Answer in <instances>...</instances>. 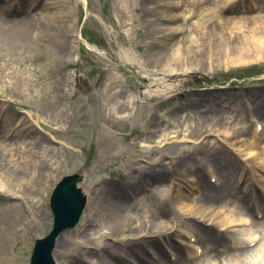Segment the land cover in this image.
I'll use <instances>...</instances> for the list:
<instances>
[{"label": "rangeland", "instance_id": "1", "mask_svg": "<svg viewBox=\"0 0 264 264\" xmlns=\"http://www.w3.org/2000/svg\"><path fill=\"white\" fill-rule=\"evenodd\" d=\"M5 1L0 0V8L11 4ZM46 1L35 0L32 9L28 10V15H24L23 19H29L30 23L33 22L30 16L34 15V19H38L39 14H46L44 9ZM122 1L71 0L74 2L72 4L75 8L74 17L62 15L59 18V21L73 25L71 29L63 30L62 38L68 40L70 49L65 57L56 55L55 43L41 41L29 35L21 36L23 39L18 46L5 47L7 55L0 54L2 73L0 119L9 117L11 122L17 121L18 126L22 122L33 124L34 133L30 135L28 141L35 140L54 149L49 157L51 159L49 163L52 164L50 168L52 180L47 179L50 184L49 191H44L41 195L33 192L34 190L29 196L22 194L24 201L17 199L10 203L0 200V238L5 241V247L0 249V264H29L35 241L50 234L53 228L50 198L54 188L63 178L74 174L84 177L78 186L87 196L80 222L87 216L90 217L89 210L94 199L103 197L101 195L103 186L106 195H109L113 188L115 192L120 193L119 201L125 205L124 215L127 217H140V214H134L132 209L134 205L145 203L139 201L150 194L148 193L150 189L157 196L170 198L171 182L179 183L189 200L188 203L194 204L197 196L205 190L202 187L190 190L187 184L181 181L182 179L174 175L155 182L152 171H159L161 168L153 167L150 171L152 175L148 173L145 178L141 177L144 182L151 180L150 183L144 184L145 189L140 188V184L132 188L130 180L131 176L136 174L134 171L139 169V166L133 163L135 152L140 154L142 145L140 140L145 139L146 136L151 137L150 132L154 131L156 135L168 133L169 136L174 137L169 141L174 142L173 151L176 153L183 149H193L196 142L187 135L192 131L197 133V129L202 130L204 119L198 111L203 108L202 104L210 106V99H216L218 104L226 108L217 106L215 108L221 111L209 113L211 122L219 121V128L213 129L214 131L219 129V133L213 131L214 134L206 139L211 144V148L222 149L228 157H232L233 163L239 166L238 172L234 175L240 179L237 181L235 176L230 178L224 172L216 170L209 173L201 170L203 175L194 172H181V174L186 179L191 175L192 180L199 184L201 181V185L207 184L213 187L226 185V191L229 192L227 199L210 209L213 213L218 212L220 218L242 217L257 222L263 218L262 216L253 218L256 207L253 203H264V104L260 107L255 104L257 99L264 100V57L259 58L254 55L255 61L245 65H231L229 59H224L225 63L222 60V65L219 61L213 64V68L205 67L202 71L173 81L170 90L166 92H153L149 95L147 93L152 91V86L149 87L152 78L151 68L154 58L159 54L152 56L151 52L158 50L161 53L162 46L169 48L182 39L185 49L190 45L191 38H195L198 45L207 49L208 43H213L204 40V32L208 30L210 35L216 32L218 37H221L224 31L219 25L209 23L208 14L217 15L220 11L214 9L207 13L206 9L221 6L225 0H210L211 4L202 5L196 12H192V9L186 5L188 0H162L165 4H176L177 8L164 12L173 15L174 18L171 22H161L160 27L178 26L179 31H182L166 38H161V34L157 35L153 31L155 26L149 21L151 18H143L139 1L136 3L130 0L127 9L123 8ZM263 1L254 0L252 3L250 0H245L244 6L224 14V17H234L237 21L241 17L264 15ZM22 16H13V18L19 19ZM263 30L264 24L261 23L252 28L238 23L226 33L228 37H237L240 41L246 40L253 46L257 44L259 36L264 34ZM153 42L157 43V46L151 50L149 46ZM136 45L140 46L139 49ZM212 49L215 51L214 48ZM124 50H128L134 56L133 64L122 57ZM5 66L8 70L4 74ZM7 74L10 78L6 77ZM82 83L91 89L90 93H83L80 90ZM121 90L124 92L123 97L113 98L114 93ZM127 98L132 100L128 110H119L115 107L117 102ZM245 99H250L251 102H246ZM124 114L128 116L124 122L116 121L117 117ZM51 126L58 128L53 130ZM8 127L9 125L6 128ZM240 127H246L247 131L244 135L227 138L229 135L226 134ZM6 128L3 129L0 125V133ZM15 134L11 137L16 142L22 140L20 133L16 136ZM183 137L185 140L180 143ZM253 137L256 141L253 152L255 155L250 157L246 154L249 153L247 144ZM7 144L8 142L2 144L0 140V150L7 148ZM148 144L151 148L147 151H150L157 146L156 139L151 137ZM115 153L121 154L123 159H115L113 156ZM206 155L186 156L187 163L195 167L196 162L201 159L206 160ZM141 156L140 166L149 163L143 153ZM168 162L161 160L163 165ZM210 162L206 163L212 165L213 162ZM246 184L251 186L252 189L249 190L254 195L248 200L251 205L244 202L245 199L243 200L241 194ZM43 206H46L45 211H42ZM237 206L243 209L240 211ZM205 207H209V204L205 203ZM249 208L252 210L249 211ZM262 208L255 212L264 214ZM148 209L154 211L152 207ZM98 219L99 222H94L90 226L91 233L106 231L103 218L98 215ZM160 221L162 220H156V222ZM80 222L72 230L61 235L65 236L66 233L71 238L78 239L76 233ZM234 225L233 230L250 229V226H244L242 223ZM195 227L204 244L230 243V234L228 236L226 233L227 228L215 225L217 229L213 232L218 233V230L222 236H215L209 240L203 235V230H209L210 226L198 223ZM256 228L259 227L257 225L251 227L252 232ZM131 236H133L131 233L123 235L125 238ZM231 236L236 240L242 239L238 234ZM183 241L188 242L187 239ZM107 242H111L110 239ZM174 242L175 238L161 236L139 242L134 246H137L142 253H161L160 251L168 253L169 250L178 249L174 246L176 244ZM172 243L176 249L171 248ZM126 251L135 254L131 247ZM147 258L151 260L149 256ZM261 258L258 261L264 264L262 262L264 257ZM54 260L56 264L68 263L67 259L59 256ZM73 264H88V262L73 260Z\"/></svg>", "mask_w": 264, "mask_h": 264}, {"label": "bare ground", "instance_id": "2", "mask_svg": "<svg viewBox=\"0 0 264 264\" xmlns=\"http://www.w3.org/2000/svg\"><path fill=\"white\" fill-rule=\"evenodd\" d=\"M134 1L136 3L138 1L140 2L143 18H151L149 21L154 23L155 26L153 31L157 35L161 34V38H166L170 35L182 32L179 31L180 28L178 26L167 28L160 27L163 21H173V15L165 14L164 12L177 8L176 4H165L162 0ZM250 1L252 3L254 2V0ZM122 2L123 8L127 9L130 5V0H123ZM244 2L245 0H225L221 6L209 7L206 9L207 13L214 9L220 11L217 15H214V13L208 14L210 17L209 23L211 25H219L221 30L224 31V33H221V37H218L216 32L212 35L209 34L208 30L204 32V40H209V42L213 43H208L207 49L198 45L195 38H191L190 45L185 49L183 48L182 39L172 44L169 48L162 46L163 52L161 53L158 50L151 52L152 56L157 53L159 54L154 58L155 61L151 68L152 78L149 87L152 86V91L147 94L150 95L153 92L156 93L160 91L166 92L170 90L173 81L188 77L197 71H202L205 67L213 68L214 63L220 61L221 64V61H224V59H229L231 65H245L255 61L256 57H254V55L263 58L264 34L259 36L257 44L255 43V45L251 46L246 40L240 41L237 37H228L226 33L228 29L235 28L238 23L249 25L251 28L257 27L259 23H261V25L264 24V15L241 17L238 18L237 21L234 17H224V14H229L244 6ZM5 3L11 4L0 8V54H6L5 47L18 46V43H21L23 39L21 36L25 35L33 36V38H38L41 41L45 40L55 43L57 56L65 57L69 54V42L68 40H63L62 34L63 30L71 29L73 25L61 22L59 18H61L60 16L62 15L74 17L75 8L72 5L74 2H71V0H47L44 5L46 14H39L38 19H34V15L30 16L29 18L33 19V22L30 23L28 21L29 19L26 20L27 18H23L25 17L24 15H28V10L32 9L35 0H6ZM206 3L211 4L210 0H188L186 5L192 9V12H196ZM262 4V8H264V1ZM164 9L167 11H164ZM19 15L23 16L19 19L13 18V16ZM156 25L159 27H156ZM156 46L157 43L153 42L150 44L149 49L153 50ZM136 47L139 49L140 46L136 45ZM174 48H176V50H174ZM212 48H214L215 51H213ZM151 54L149 55L151 56ZM122 57L131 64L135 62L134 56L128 50H124ZM220 64H218V66ZM7 70L8 68L5 66L4 74ZM1 75L2 73L0 72V76ZM9 76L8 74L6 75L7 78H10ZM81 86L80 90L83 93H90V88L83 84ZM123 90L114 93L113 98H122L124 95ZM149 100L152 99L149 98ZM245 101L251 102L250 99H245ZM210 104V106L202 104L201 106L203 108L198 111L202 114V119H204L202 130L196 128L197 133H193L192 131L187 135L188 138H193L196 142L193 149H183L176 153L173 151L174 142L169 141L174 137L169 136L168 133L156 135L153 131L150 132V136L156 139L157 146L147 151L151 148L148 144V140H151V137L146 136L145 139L140 140L142 144L140 146V154L135 152L134 155L133 163H136L139 169L134 171L136 173L134 174L135 176H131L130 182H132V188L138 187L139 185L137 184H140L139 187L141 188L145 186L144 184L150 183L151 180L147 182L141 180V177L145 178L148 173L152 175L153 172L152 178L155 182H158L159 179L165 180L169 178L170 175H174L176 178L182 179L181 181L187 184L186 186L190 190L200 187L205 190L197 196L193 202L194 204L190 205L188 203L189 200L179 183L171 182L170 184H172V186L169 190L170 198L157 196L153 193L152 189H150L148 190L150 194L139 201H145V203L134 205L132 209V211L135 212L134 214H140V217H127L124 215L126 210L125 205L119 201L120 193L115 192L113 188L111 193L106 195V189L103 186V190H101V195L103 197L94 199L93 205L89 210L90 217L87 216L86 219L80 222L79 229L76 233V235L79 236L77 237L78 239H73L69 235H66V233L65 236L61 235L55 244V251L53 252L54 259H56L57 256L65 258L68 261L67 264H73V260H78L79 262L85 261L88 262V264H262L258 259L264 257V214L257 211L255 212V210H259L262 207V209H264V203H253L256 205V207H254L253 218H255V216L256 218H259L258 216L263 217L259 222L242 217L220 218L217 214L218 212L213 213L210 209L227 199L229 192L226 191V185L222 187H213L207 184L201 185V181L200 184L194 182L191 175L186 179L185 176L181 174V172H194L203 175L201 170L207 173L216 170L218 172H224L230 178H234L235 176L237 181L240 179V177L238 178V176L234 175L238 172L239 166L235 162L233 163L232 157H228L222 149L211 148V144L206 139L215 132H218L219 129L216 131L213 129L215 127L219 128L218 125L220 124L219 121L215 123L211 122V120H209V113L214 114L216 111H221L215 108L217 106L226 108L218 104L216 99H210ZM255 104L257 107H260L264 104V100L257 99ZM130 105H132V100L127 98L124 101L117 102L115 107L119 110H124L130 108ZM126 117L128 116L124 114L117 117L116 121L122 123ZM205 122L208 123L205 124ZM0 125L3 126V129L9 125L6 130L0 133L1 143L4 144L8 142V147L0 150V200L10 203H13V201L17 199H22L24 201L21 196L22 194L29 196L34 190L33 192L41 195L44 191H49L50 184L47 179L52 180L50 175L52 164L49 163L51 162L49 157L54 149L49 148L47 144L37 143L35 140L28 141L31 138L30 135L34 133L33 124L31 123L22 122L21 125L18 126L17 121L11 122L9 117H3V119H0ZM38 125H40V123H38ZM51 127L53 130H57L58 128L56 126ZM246 131V127H240L226 135H229L227 138L231 139L244 135ZM13 132L16 133L15 136L20 133L22 140L16 142L15 139L11 137L14 135ZM184 140L185 137H183L180 143H183ZM255 142V138L253 137L251 142L247 144L249 153L246 154L250 155V157L255 155L253 153L256 147L254 146ZM141 153H143L144 158L149 161V163L146 162L143 164L145 167L139 165L141 161L139 158L142 157ZM194 154H207L206 160L204 161L201 159L196 162L195 167H192V165L187 163V157ZM171 155L175 156L173 157ZM113 156L117 160L123 159V156L118 153H115ZM161 160H168L169 162L163 165ZM208 160L213 162L212 165L206 163L210 162ZM153 167L161 169L159 171L155 170L156 172H150ZM77 187L79 186H76V188ZM78 189L81 192L82 201H84L83 203L86 205L87 196L83 193L81 187ZM249 189H252L251 186L246 184L241 190V194H243L242 198L243 200L245 199L244 202L246 203L254 196ZM157 197L159 199H157ZM239 201L241 202V200ZM205 203L209 204V207H205ZM237 204L239 205V203ZM248 204L251 205V202ZM44 207L46 208V206H43L42 211H45ZM149 207H152L154 211L151 212V210L148 209ZM237 207L240 211L243 209L242 207ZM249 209V211L252 210L251 208ZM42 214L45 215L43 212ZM98 215L103 218L106 231L104 233L97 231L91 233L89 228L94 222H99ZM157 219H161L162 221L156 222ZM198 223L210 226L208 228L209 230H203V235L209 240L215 238V236H222L218 230V233L213 232L217 229H215V225L227 228L226 233L228 236L230 234V243L204 244L202 242L203 240H201V236L199 237L197 234L198 230L195 224ZM236 223L250 226V229L233 230L232 227H234ZM256 225L259 228H256V230L252 232L251 227H256ZM127 233H131L133 236L129 238L123 237V235ZM233 234L242 236V239H234L231 236ZM161 236L175 238L176 244H174V246L178 249H176L172 243L170 246L171 248H175L176 251L169 250L168 253H162V251H160L161 253L150 252L148 254L143 252V254L137 246H134L139 242H146L148 239ZM109 239L111 242H107ZM183 239H187L188 242H184ZM4 247L5 241L0 238V249ZM129 247L134 249L136 255L126 251ZM147 256H149L151 260L148 259ZM208 258L211 259L209 260ZM262 262H264V260Z\"/></svg>", "mask_w": 264, "mask_h": 264}, {"label": "water", "instance_id": "3", "mask_svg": "<svg viewBox=\"0 0 264 264\" xmlns=\"http://www.w3.org/2000/svg\"><path fill=\"white\" fill-rule=\"evenodd\" d=\"M82 180L78 175L65 177L55 188L51 197L54 227L46 238L36 242L30 264H55L52 253L57 237L74 228L85 207L81 192L76 188Z\"/></svg>", "mask_w": 264, "mask_h": 264}]
</instances>
